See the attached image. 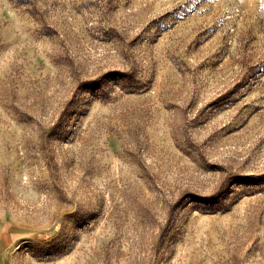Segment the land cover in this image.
<instances>
[{
	"label": "rangeland",
	"instance_id": "374dc122",
	"mask_svg": "<svg viewBox=\"0 0 264 264\" xmlns=\"http://www.w3.org/2000/svg\"><path fill=\"white\" fill-rule=\"evenodd\" d=\"M0 239L264 264V0H0Z\"/></svg>",
	"mask_w": 264,
	"mask_h": 264
},
{
	"label": "crops",
	"instance_id": "0c3cea01",
	"mask_svg": "<svg viewBox=\"0 0 264 264\" xmlns=\"http://www.w3.org/2000/svg\"><path fill=\"white\" fill-rule=\"evenodd\" d=\"M2 242L0 241V264H14L10 256H8L7 247H3Z\"/></svg>",
	"mask_w": 264,
	"mask_h": 264
}]
</instances>
